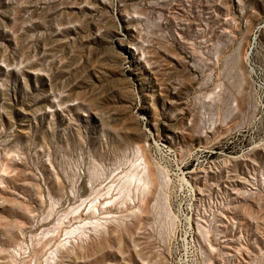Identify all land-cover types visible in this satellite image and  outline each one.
Masks as SVG:
<instances>
[{"label": "rangeland", "instance_id": "1", "mask_svg": "<svg viewBox=\"0 0 264 264\" xmlns=\"http://www.w3.org/2000/svg\"><path fill=\"white\" fill-rule=\"evenodd\" d=\"M0 264H264V0H0Z\"/></svg>", "mask_w": 264, "mask_h": 264}]
</instances>
